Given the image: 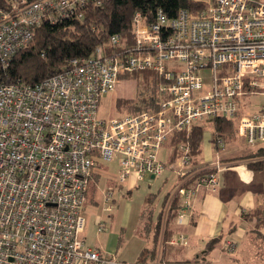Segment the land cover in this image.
I'll return each instance as SVG.
<instances>
[{"label": "built area", "instance_id": "1", "mask_svg": "<svg viewBox=\"0 0 264 264\" xmlns=\"http://www.w3.org/2000/svg\"><path fill=\"white\" fill-rule=\"evenodd\" d=\"M195 1L198 8L180 9L174 17L159 10L151 20L136 11L130 48L107 53L98 45L33 85H0V264H136L105 255L82 237L87 193L101 163H117L119 185L173 169L180 179L174 196L182 206L176 219L183 224L198 188L216 191L225 165H194L187 142L175 146V162L162 160L171 135L224 117L237 122L246 145L264 141V104L254 112L241 104L264 94V0ZM86 2L13 0L0 6V62L8 66L44 20L82 18ZM119 40V34L111 36L113 44ZM169 60L178 66L169 67ZM139 70L162 78L156 109L101 117L103 97L120 77ZM112 195L104 194V211H112ZM97 225L99 232L106 229L102 218ZM170 241L185 245L188 238L176 232ZM235 246L229 238L224 249L231 253Z\"/></svg>", "mask_w": 264, "mask_h": 264}, {"label": "trees", "instance_id": "2", "mask_svg": "<svg viewBox=\"0 0 264 264\" xmlns=\"http://www.w3.org/2000/svg\"><path fill=\"white\" fill-rule=\"evenodd\" d=\"M12 2L13 0H0V6L8 8ZM198 7L199 4L195 0H87L82 18L70 17L54 23L44 20L35 29L33 39L10 59L8 66L5 67L0 62V85L17 81L33 85L50 75L63 71L71 58L87 56L98 45L103 46L107 53L132 47L134 44L133 15L136 11L142 12L153 20L159 10L169 17H174L180 9ZM114 34L120 35V40L116 44L111 41V36ZM120 78L135 80L136 90L135 96L116 99V107L119 111L131 114L156 109L161 100L158 87L162 82L157 72L139 70L127 73ZM208 122L212 126L211 139L214 143L221 139L233 140L237 135L234 119L215 117ZM205 131L204 124L197 123L189 132L173 133L167 143L171 147L169 162L177 158L175 146L187 142L191 146L193 164L199 166L198 156L202 151ZM242 157L247 159L256 157L257 159L250 161L248 166L255 171L264 169V147H259ZM94 177L98 179L95 174ZM90 189L93 192L97 190L95 183H91L88 191ZM154 197L153 194L147 197L146 207L142 213V232L148 233L151 229L153 230L154 248H156L159 238L164 244L172 237L173 226L182 206L180 199L175 195L166 207L167 197L162 203V210L154 219L152 209ZM263 213L264 208L255 207L244 212L242 217L253 220ZM229 238L227 237L225 242ZM223 250L227 252L224 246Z\"/></svg>", "mask_w": 264, "mask_h": 264}, {"label": "crops", "instance_id": "3", "mask_svg": "<svg viewBox=\"0 0 264 264\" xmlns=\"http://www.w3.org/2000/svg\"><path fill=\"white\" fill-rule=\"evenodd\" d=\"M260 95L264 96V94H257L253 97ZM262 104H264V100L255 102L248 111L254 112ZM208 125L211 130L209 133L205 131L198 164L206 166L220 160L225 167L218 171L219 186L217 190L213 191L208 186H200L194 198L191 216L183 224H178L177 219L175 221L174 233H184L188 238V243L177 245L169 240L162 244L161 238H159L157 246L154 248L153 230L151 229L148 233L142 232L143 218L141 217V233L145 239L143 240L144 245L137 251L138 258L127 259L123 252L118 253L120 246L117 248L116 255H109L115 256L119 261L136 264H187L196 260H204L210 264H264V213L253 220H246L242 217L244 212L255 207L264 208V169L255 171L248 166L250 161L257 159L256 157L252 159L242 157L248 152L264 147V143L254 146L246 145L238 135L233 140L221 139L220 142L214 143L211 139L212 126L210 123ZM170 156L171 151L169 150L167 162H169ZM95 175L100 176L101 172L96 169ZM160 176L164 181L163 188L158 194H155L152 203V206L161 203L158 213L162 210V203L167 197L166 207L169 205L180 181L174 170L170 168H167ZM160 176L152 177V179L155 180ZM93 180L97 186L98 179L94 177ZM132 182V179L128 181V190L137 186ZM96 191L90 192V202L94 206L99 204L96 199L98 193ZM103 207L102 204V209ZM118 208L114 204L110 214H114ZM86 227L85 224L82 233L85 243L90 247L100 248L104 253V249L97 242L101 244L106 242L108 236L104 239L102 235L105 233H98V241L88 242ZM227 237L236 242L235 250L231 253L223 250ZM214 240L216 241L210 242ZM118 254H120L119 257Z\"/></svg>", "mask_w": 264, "mask_h": 264}, {"label": "rangeland", "instance_id": "4", "mask_svg": "<svg viewBox=\"0 0 264 264\" xmlns=\"http://www.w3.org/2000/svg\"><path fill=\"white\" fill-rule=\"evenodd\" d=\"M166 65L169 67H176L178 66V62L175 60H169L166 61ZM181 65L183 64H180V66ZM135 90V80L120 78L115 89L103 97L99 109V115L105 119H111L125 115V112H121L117 109L116 99L118 97L135 96ZM263 100L264 96L262 95L258 97H245L241 104L245 110H248L254 106L255 102ZM208 123V121L203 122L204 126L207 128L206 133H209L211 130L209 129L210 126ZM235 126L237 133V122ZM204 143H207V141H204ZM262 143H264V141L259 144ZM169 150L170 147L165 145L161 151V159L166 162L168 160ZM98 171L101 172V175L98 176L99 182L97 184L96 191L98 192L96 199L98 200L99 204L94 206L93 203L90 202V192L92 191L90 189L84 209V214L87 217L86 229L88 242L93 243L98 241V233H105L102 236L104 239L106 236H108L107 241H104L102 244L97 242V244L100 245L102 249H104L103 251L105 255H116L115 253L117 248L120 246L118 253L123 252L127 259L132 257L129 260H134L135 258L137 259L139 256H137V251L144 245L143 240L145 239L142 237L141 233V217L146 207V200L149 195L158 194V192L163 188V178L160 176L153 180L151 177L146 176L145 179L140 181L135 188L128 190V181L122 186L117 182L116 162L101 163V165L98 167ZM91 183H95V180L92 179ZM109 190L113 194V203L119 207L118 211H116L114 214H110V212L104 211L102 209L104 194ZM160 205L161 203L159 202L157 205L155 204L152 206V209L154 210V218L158 213ZM100 218L106 222V229L102 232H98L97 230V220ZM119 256L120 254H118V257Z\"/></svg>", "mask_w": 264, "mask_h": 264}]
</instances>
